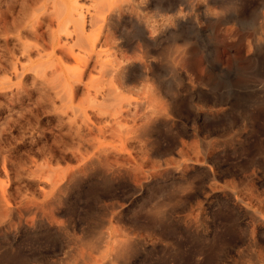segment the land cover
<instances>
[{"label":"rangeland","instance_id":"374dc122","mask_svg":"<svg viewBox=\"0 0 264 264\" xmlns=\"http://www.w3.org/2000/svg\"><path fill=\"white\" fill-rule=\"evenodd\" d=\"M162 1L0 0V264H264V0H184L167 28ZM110 80L123 125L157 99L132 139L98 134Z\"/></svg>","mask_w":264,"mask_h":264},{"label":"bare ground","instance_id":"6f19581e","mask_svg":"<svg viewBox=\"0 0 264 264\" xmlns=\"http://www.w3.org/2000/svg\"><path fill=\"white\" fill-rule=\"evenodd\" d=\"M164 2H166L167 4L166 5H164V6H160L159 8H161L163 11H165V12H170V13H174L173 15H171V14H169V16H167L166 18L167 19H164L165 20V22H164V26L163 27H165L166 26V28H167V25H169V23H171V24H175V23H180L181 21H180V18H179V16H178V14H176L175 12L177 11L178 12V6H179V8L180 7H182L181 5H184V4H186V3H188L187 1L185 2L184 0H164ZM163 1H162V4L164 3ZM204 2H205V4L207 5V10H209V7L210 6H213V7H219L221 10V12H220V15H221V18L222 19H232V18H234V17H237V12H236V10L235 9H231V7H230V9L229 8H227L226 6H224L225 5V0H204ZM179 3V4H178ZM161 4V5H162ZM227 5V4H226ZM122 8L123 7H121V6H119V7H117L116 8V10H118V11H116V13L118 14V12L120 13V11H122ZM183 8H184V6H183ZM185 8H187V9H190L187 5H186V7ZM195 8H196V6H195ZM195 8H193V9H195ZM74 11L76 10V12L77 11H79L80 10V8H77V7H74V9H73ZM112 10H113V8H111V9H108V14L109 13H112ZM182 10V9H181ZM181 10H179V11H181ZM196 11H199L200 10V8H196L195 9ZM105 11H107V9L105 10ZM114 12V11H113ZM69 16L71 17V19H73L72 21H73V23H74V25H75V27H76V32H77V35H78V38H77V43L79 44L78 46L79 47H82L83 48V50L85 49V50H88L89 49V47H88V43H87V41H86V39L83 37V34H84V29H85V20H84V18H82L81 19V17H79L80 18V20H77V19H74V17H72V10H69ZM122 13V12H121ZM164 13V12H163ZM180 13V12H179ZM182 13V12H181ZM215 13V12H214ZM115 14V13H114ZM116 14V15H117ZM165 14V13H164ZM202 14L205 16L206 15V12H202ZM239 14V13H238ZM252 14V13H251ZM202 15V16H203ZM207 17V16H206ZM241 17V16H240ZM249 17V16H248ZM204 18V17H203ZM247 18V17H246ZM246 18H245V20H246ZM243 19V18H242ZM241 19V20H242ZM253 19H254V17H253ZM249 20H250V18H249ZM226 21V20H225ZM240 23V22H239ZM244 23H246V22H244ZM247 23H248V21H247ZM181 24V23H180ZM80 39V40H79ZM57 40V39H56ZM78 40H79V42H78ZM7 41V40H6ZM58 45H59V43H58ZM81 48V49H82ZM11 50V49H10ZM10 50H8V51H10ZM14 50V49H13ZM13 50L11 51V56L13 55L12 53H13ZM55 50V49H54ZM26 51H28V50H26L25 49V53H26ZM29 52V51H28ZM25 53H23L24 55H25ZM92 53H94V50H92ZM10 54V53H9ZM14 55H15V52H14ZM12 56L13 58L16 56ZM92 55V54H91ZM93 55H95L96 56V58H97V62L96 63H98V62H100V71L103 73V74H105V75H107V76H112V78H113V76L116 74L117 75V78L118 77H120L122 74L121 73H123L122 71H124L125 69H126V67H123L122 65H117V66H114L113 65V63H111V62H109V61H99L100 59H101V54L100 53H97V54H93ZM90 57V56H89ZM93 57V56H92ZM88 58V57H87ZM14 59H16V57L14 58ZM75 59L77 60V62H80L81 60V58H77V57H75ZM99 59V60H98ZM16 60H18V59H16ZM92 60V59H91ZM127 60V58L126 57H124L123 56V62H125ZM18 62V61H17ZM16 61L13 63V64H15V66L16 65H18L19 66V64L17 63ZM17 63V64H16ZM89 63H90V59H87L86 60V63H85V68H87V66L89 65ZM3 67V66H2ZM20 67H22L21 65H20ZM12 68H15V67H12ZM5 69H6V67H5ZM17 69V68H16ZM15 69V70H16ZM1 70V69H0ZM3 71H4V68L2 69ZM14 70V71H15ZM18 70V69H17ZM6 72H7V69H6ZM38 72V71H37ZM84 72H86V71H84V69H79V70H77V71H68V70H66V71H64L63 73H64V75H63V78H64V82H65V87H67V88H65L66 90L68 89L69 91H71L72 90V92H73V90H74V85L75 84H77V83H81L82 82V78H83V75H84ZM16 73V72H15ZM17 73H18V71H17ZM17 73H16V76H17ZM39 73V72H38ZM127 73V72H126ZM14 74V73H13ZM15 75V74H14ZM43 77H45V74H43ZM125 77H127V76H125ZM10 80V79H9ZM112 80V79H111ZM110 80V83L108 84V86L106 87V88H103V90L102 91H100L99 90V92H97V93H100L99 95H101L102 96V100H100V102H99V104L97 105L96 103H95V105H93V108H97L98 109V111H100L99 113H103L104 112V115H106V117H107V115H109L110 117H113L114 118V124H111V123H106L107 125H104L103 127H101V128H99L100 130H98V134H101V137H102V135L104 136L106 133H108L109 131H112V134H116L121 140H124L125 138L127 139V138H131L133 135H138V134H141V133H143L145 130H146V128L148 127V125L150 124V123H152V117H153V115H151V113L153 112L152 110H155L156 111V97H155V95H151L150 96V98L145 102V103H142V105L144 106V108H145V110L147 111V110H149L150 108H152L151 109V113L150 114H147V116L145 117V119H143V121H144V123L142 124V123H140V124H138V122H137V119H135L134 118V120H133V125H130V126H127V125H123L122 124V122L119 120L120 119V114L121 113H123V112H121L122 111V108H120V106L122 105V94H121V92H120V87H118V86H115V85H113V81H111ZM117 80V79H116ZM6 81V80H5ZM10 81H12V80H10ZM6 84V85H5ZM8 84V85H7ZM12 87V86H11ZM7 88H10V84L9 83H6V82H3V83H1L0 82V91H2V90H6ZM71 92V93H72ZM102 101V102H101ZM107 102V104H105ZM110 102H115V103H113V104H110ZM132 104V103H131ZM141 104V103H140ZM135 105H136V103H135ZM137 105H139L138 103H137ZM136 105V106H137ZM141 105V106H142ZM129 106V105H128ZM112 107V108H111ZM110 108V109H109ZM158 108V107H157ZM81 111L80 112H83V114L85 115V117H87V112L84 110V109H80ZM110 110H114V111H111L110 112ZM106 111V112H105ZM148 112V111H147ZM162 112V111H161ZM154 113V112H153ZM100 116H101V114H99ZM163 115V114H162ZM102 117H103V115H102ZM88 121H89V118L87 117L86 118ZM122 119V118H121ZM146 120V121H145ZM86 120L84 119V122H82V124H84V123H86L85 122ZM142 121V122H143ZM78 122V121H77ZM108 122V121H107ZM126 123V122H125ZM77 126V125H76ZM79 127V129H77L76 131L78 132V134H80L81 133V131H83L82 130V126H78ZM85 128V127H84ZM88 128H89V126H88ZM91 129H89V131H90ZM99 131H100V133H99ZM90 132H92V130L90 131ZM83 133V132H82ZM81 133V134H82ZM77 134V133H76ZM77 136V135H76ZM100 136V135H99ZM79 137V139H80V136H78ZM83 137V138H82ZM81 139L82 140H84V136L83 135H81ZM132 139V138H131ZM128 140V139H127ZM130 140V139H129ZM90 255H87V257H89ZM82 257V256H81ZM104 258H103V260L104 259H106L107 257H108V253H106V255L105 256H103ZM90 258V260H88V261H90L92 264H95L94 262H92V256L91 257H89ZM100 259V258H99ZM98 259V260H99ZM102 259V258H101ZM95 261V260H94ZM89 262V263H90ZM101 262V261H100ZM99 262V263H100ZM85 263V262H84Z\"/></svg>","mask_w":264,"mask_h":264}]
</instances>
